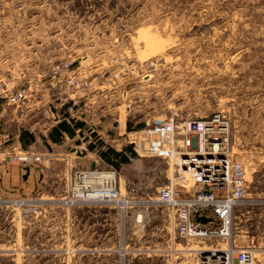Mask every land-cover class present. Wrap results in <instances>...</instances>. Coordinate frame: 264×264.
<instances>
[{"label":"rangeland","instance_id":"obj_1","mask_svg":"<svg viewBox=\"0 0 264 264\" xmlns=\"http://www.w3.org/2000/svg\"><path fill=\"white\" fill-rule=\"evenodd\" d=\"M0 79L28 96L25 107L0 101V264L197 263L210 240L180 237L176 215L156 201L161 187H190L189 175L138 154L116 169L91 150L74 152L82 135L132 151L139 129L219 112L246 169L245 197L264 200V0H0ZM63 98L77 100L87 128L48 145L42 132ZM21 155L41 160L24 165ZM92 159L102 179H116L125 209L65 204L88 182L99 187L102 179L82 178ZM246 210L252 218L264 206L232 213L235 244L252 247Z\"/></svg>","mask_w":264,"mask_h":264},{"label":"built area","instance_id":"obj_2","mask_svg":"<svg viewBox=\"0 0 264 264\" xmlns=\"http://www.w3.org/2000/svg\"><path fill=\"white\" fill-rule=\"evenodd\" d=\"M69 84L78 85L79 82L70 78ZM0 101L16 108L25 107L28 101L27 92L23 88H8L4 80L0 79ZM77 105L76 99H61L59 107H56L54 112L51 111L54 122L63 118L78 119L79 117L75 116ZM3 115V111H0V127ZM52 125L54 124L42 132L43 136H46V131ZM129 143L131 150L136 154L172 161L178 169V175L183 172L191 178L190 187L171 183L159 188L156 201L176 215L180 237L210 240L206 243L202 241L204 245L195 250L196 264H249L253 250L235 244L232 213L236 207L242 205L264 206V200L245 197L248 182L246 169L239 158L231 155L224 115L217 112L207 120H189L179 126L173 119H169L153 127L139 129L138 141L129 140ZM126 147H129V144ZM74 152H87L86 145L80 143L74 146ZM17 159L26 165L30 161H40L41 156L21 155ZM82 178L84 181H90V178L99 179L98 168H91L89 165L88 169L82 172ZM95 185L102 189V195L76 196V193L72 192L71 196L65 199V204L100 199L117 203L121 210L127 207L128 201L119 199L114 176L103 178ZM83 187L85 192L95 189L92 182ZM204 250L206 253H203Z\"/></svg>","mask_w":264,"mask_h":264},{"label":"trees","instance_id":"obj_3","mask_svg":"<svg viewBox=\"0 0 264 264\" xmlns=\"http://www.w3.org/2000/svg\"><path fill=\"white\" fill-rule=\"evenodd\" d=\"M87 128L86 123L82 120L71 118V119H60L54 125H52L48 131L46 136L42 135V139L48 145L50 142L56 143L60 137L64 134L73 137L76 132L83 134V131ZM92 133V131H91ZM90 133V134H91ZM20 140L25 142L24 140L27 138L29 143L34 141L33 137L29 135L26 131H20ZM30 136V139L28 138ZM93 138L86 135H82L84 139V144L88 150L95 152L99 158H101L105 163L113 166L116 169H119L121 165L129 164L131 158L137 157V154L134 151H128L130 149H122L120 151L115 150L113 147L107 145L100 137L97 136L96 133H92ZM34 162V161H33ZM13 180H8L7 185L13 187L15 185L12 184ZM0 187L3 189V180L0 179Z\"/></svg>","mask_w":264,"mask_h":264},{"label":"crops","instance_id":"obj_4","mask_svg":"<svg viewBox=\"0 0 264 264\" xmlns=\"http://www.w3.org/2000/svg\"><path fill=\"white\" fill-rule=\"evenodd\" d=\"M28 146H30V144H28ZM92 153L97 156V154L95 152H92ZM35 154H39V153L35 152ZM93 164H94V167H97L96 159H92L90 161V163H89L90 167ZM0 166H5V164L0 165ZM19 166L21 167V165H19ZM257 212L258 213L253 214L254 217H252V218H250L251 216L248 215L250 213V211L246 210L244 212V214H245L244 220L246 222L247 221H250V222H248V224L246 225V229H245V231H243V233H244V236L247 238V242L248 241L252 242L253 246L252 247L249 245H240V246H246V247L253 248L252 249L253 250L252 259H251L249 264H264V214H263L264 212H260V211H257Z\"/></svg>","mask_w":264,"mask_h":264},{"label":"bare ground","instance_id":"obj_5","mask_svg":"<svg viewBox=\"0 0 264 264\" xmlns=\"http://www.w3.org/2000/svg\"><path fill=\"white\" fill-rule=\"evenodd\" d=\"M100 177L101 176H99V179H102V177L101 178ZM183 183L188 184L187 181H184ZM102 194H103V191H102L101 188H99V189L98 188H95V189H93V190H91L89 192H85V191L82 192L79 189L76 191V196H94V197H98V196H100Z\"/></svg>","mask_w":264,"mask_h":264},{"label":"water","instance_id":"obj_6","mask_svg":"<svg viewBox=\"0 0 264 264\" xmlns=\"http://www.w3.org/2000/svg\"><path fill=\"white\" fill-rule=\"evenodd\" d=\"M91 167L94 168V164ZM24 170L26 171L24 176H26L28 174V172H29V167H25ZM203 253H206V251L204 250Z\"/></svg>","mask_w":264,"mask_h":264},{"label":"flooded vegetation","instance_id":"obj_7","mask_svg":"<svg viewBox=\"0 0 264 264\" xmlns=\"http://www.w3.org/2000/svg\"><path fill=\"white\" fill-rule=\"evenodd\" d=\"M25 171V170H24Z\"/></svg>","mask_w":264,"mask_h":264}]
</instances>
